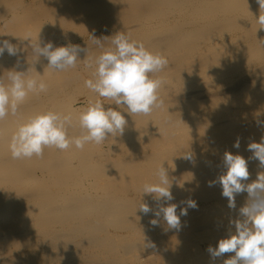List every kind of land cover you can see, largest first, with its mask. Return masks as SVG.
I'll use <instances>...</instances> for the list:
<instances>
[{"label": "bare ground", "instance_id": "6f19581e", "mask_svg": "<svg viewBox=\"0 0 264 264\" xmlns=\"http://www.w3.org/2000/svg\"><path fill=\"white\" fill-rule=\"evenodd\" d=\"M260 15L257 0H0V40L19 50L18 56H0V75L19 60L16 70L47 84L45 92L28 93L17 116L0 121V264H150L180 254L184 264H194L192 255H208L204 241L235 234L248 194H236L229 208L222 186L209 182L227 171L225 152L247 161L244 183L264 173L248 150L264 137ZM118 32L168 60L152 74L162 81V106L148 115L120 106L127 121L123 135L101 144L45 147L42 158L14 159L12 135L35 115L71 114L67 133L77 137L79 115L90 102L116 107L85 81L95 78V64H87L112 47ZM96 38H104L103 48ZM48 41L55 47L82 41L77 45L88 47L87 55L75 67L53 70L30 45ZM161 165L172 201L142 193L145 184L158 182ZM141 202L152 212L142 213ZM168 204L178 205L179 230L154 215Z\"/></svg>", "mask_w": 264, "mask_h": 264}, {"label": "clouds", "instance_id": "9594fccd", "mask_svg": "<svg viewBox=\"0 0 264 264\" xmlns=\"http://www.w3.org/2000/svg\"><path fill=\"white\" fill-rule=\"evenodd\" d=\"M261 10H264V0H257ZM261 28H264V15L257 19ZM112 47L104 50L94 61V79L85 81L86 87L98 94L99 97L114 101L115 108L105 107L100 101L90 102L88 107L79 115L81 135L69 137L68 127L72 125L71 114H61L54 111L40 113L19 126L12 135L10 151L14 159L42 158L45 147H55L66 150L72 144L82 149L86 143L101 144L109 136L123 135L127 124L125 115L150 114L155 108L162 106L163 101L158 96V89L162 81L153 78L154 73L162 71L168 60L159 53H153L145 48L142 42L132 41L122 32L112 36ZM30 38V37H29ZM106 38V37H104ZM104 38H96L95 44L103 48ZM35 56L48 61L49 68L64 71L75 67L80 55H87L88 47L79 45L55 47L52 41L30 43ZM5 51L9 56H18V48L9 40H0V56ZM17 66L8 70L6 76L0 75V121L9 115L15 117L19 114L20 103L29 92H45L47 84L42 79L28 76V72L18 71ZM123 106L127 111L118 110ZM239 147V141L234 145ZM248 150L253 153L249 159H256L264 167V137L260 143H250ZM191 159L190 155H187ZM224 165L227 171L218 177L217 181L209 182V186L219 183L222 186V196L228 199V207L235 208V195L247 192L248 201L240 209L242 220L234 221L235 234L218 241L213 248L207 251L213 259L224 256L225 253H235L232 258L224 260L223 264H264V173L258 174L252 183H244L249 179L250 173L247 161L241 155L225 152ZM158 182L145 184L142 193L153 195L159 202L174 199L169 190V179L165 168L159 169ZM188 207L195 208L196 203L189 200ZM178 205L168 204L159 208L155 216H163L169 229L179 230L180 217L176 213ZM139 210L147 215L152 209L147 203H140ZM187 209H182L180 215H186ZM150 223L158 226V220L152 219ZM147 247H153L149 242Z\"/></svg>", "mask_w": 264, "mask_h": 264}, {"label": "rangeland", "instance_id": "374dc122", "mask_svg": "<svg viewBox=\"0 0 264 264\" xmlns=\"http://www.w3.org/2000/svg\"><path fill=\"white\" fill-rule=\"evenodd\" d=\"M82 29V28H81ZM82 30H84V28L82 29ZM82 30H80V31H82ZM80 33V32H79ZM73 34L74 33H72L71 34V36L73 37V38H76V40L78 39V37H79V35H77V34H74L75 35V37L73 36ZM77 35V36H76ZM79 42H82V41H78L77 43H74V45H77V44H79ZM216 241H218V240H213V239H211V240H206V241H204L205 243H202L201 244V248L204 250V251H206L207 249H208V247L211 245L213 248H215L217 245H218V242H216ZM216 243V244H215ZM204 244V245H203ZM207 254L208 255H206V256H204V258L203 257H201V256H195V255H192L193 256V259H192V261L194 262V264H197L196 262H198V264H223V262H224V260H226V259H229V258H232V256H234L235 254L234 253H225L224 254V256H222V257H219V258H215L214 260H213V258L211 257V255H210V253L209 252H207ZM230 254H231V256H230ZM232 254H234V255H232ZM178 257H175V258H172V260L170 259V261H172V263L173 264H179L180 262H182L183 264L184 263H186V262H184V258L181 256V254L180 255H177ZM194 256L195 257H197V258H199V257H201V259L203 260L204 259V261L203 262H201L200 260H198V259H196V258H194ZM209 256V257H208ZM181 257H182V259H181ZM180 258V259H179ZM207 258V259H206ZM173 259L174 260H176V261H173ZM200 259V258H199ZM205 259H206V261H205ZM212 259V260H211ZM157 260V261H156ZM154 259L153 261H152V263H150V264H159L158 263V261L160 262V264H170L171 262L169 261V259H165V263H164V261L162 262V260H159V259ZM179 260V261H178ZM198 260V261H197ZM209 260H210V262H209ZM168 261H169V263H168ZM179 263H178V262ZM196 261V262H195ZM199 261H200V263H199ZM156 262V263H155ZM175 262V263H174ZM208 262V263H207ZM182 263H180V264H182Z\"/></svg>", "mask_w": 264, "mask_h": 264}]
</instances>
